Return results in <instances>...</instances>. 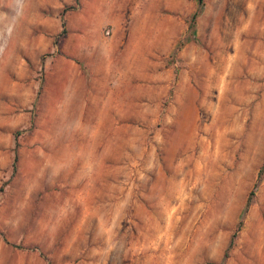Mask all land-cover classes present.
I'll list each match as a JSON object with an SVG mask.
<instances>
[{"label": "rangeland", "instance_id": "rangeland-1", "mask_svg": "<svg viewBox=\"0 0 264 264\" xmlns=\"http://www.w3.org/2000/svg\"><path fill=\"white\" fill-rule=\"evenodd\" d=\"M195 6L0 0V264H264V0Z\"/></svg>", "mask_w": 264, "mask_h": 264}, {"label": "trees", "instance_id": "trees-1", "mask_svg": "<svg viewBox=\"0 0 264 264\" xmlns=\"http://www.w3.org/2000/svg\"><path fill=\"white\" fill-rule=\"evenodd\" d=\"M76 2V0H73ZM195 9L191 12L190 16H189V19H188V23H189V27H193V24H194V21H195V18L197 17V15L199 14L200 12V9L202 7V0H195ZM63 14V10L61 12ZM63 25H64V20L61 19L60 20V26H61V30H60V34H62L64 32V29H63ZM193 32V30H192ZM15 135L19 134V131H15L14 132ZM16 160V156L14 155L12 157V162H15ZM264 170V158H263V161H262V165L260 166L258 172H257V178H259L260 174L263 172ZM0 190H1V187H0ZM252 196H253V188H251L246 197H245V200H244V203L238 213V216H237V222H236V225L234 227V231L232 232L230 238H229V241H228V247L231 245L232 243V240H233V237L235 236L236 234V231L239 229V226H240V223H241V218H242V214L244 213V211L246 210V208L248 207L251 199H252Z\"/></svg>", "mask_w": 264, "mask_h": 264}, {"label": "bare ground", "instance_id": "bare-ground-1", "mask_svg": "<svg viewBox=\"0 0 264 264\" xmlns=\"http://www.w3.org/2000/svg\"><path fill=\"white\" fill-rule=\"evenodd\" d=\"M90 50L89 51H92V52H95L96 51V44L94 42L91 43L90 45ZM89 54V53H87ZM73 93V92H72ZM45 167V166H44ZM45 169V168H44ZM49 174V173H48ZM43 176V175H42ZM50 176V175H49ZM50 179V178H49ZM39 194V193H38Z\"/></svg>", "mask_w": 264, "mask_h": 264}]
</instances>
